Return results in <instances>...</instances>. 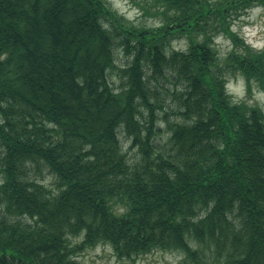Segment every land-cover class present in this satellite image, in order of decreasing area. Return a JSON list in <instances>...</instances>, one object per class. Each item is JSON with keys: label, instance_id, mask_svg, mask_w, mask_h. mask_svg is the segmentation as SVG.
<instances>
[{"label": "trees", "instance_id": "16d2710c", "mask_svg": "<svg viewBox=\"0 0 264 264\" xmlns=\"http://www.w3.org/2000/svg\"><path fill=\"white\" fill-rule=\"evenodd\" d=\"M132 1L161 24L136 26L106 0H0V264H82L98 244L130 261L161 250L179 264H264V110L250 101L264 94V46L231 28L264 0ZM183 37L185 50L169 48ZM236 76L246 96L234 101ZM149 77L182 87L168 152L154 145Z\"/></svg>", "mask_w": 264, "mask_h": 264}, {"label": "rangeland", "instance_id": "374dc122", "mask_svg": "<svg viewBox=\"0 0 264 264\" xmlns=\"http://www.w3.org/2000/svg\"><path fill=\"white\" fill-rule=\"evenodd\" d=\"M117 13L123 15L131 23L139 27L156 28L161 24V18L145 13L144 9L153 11L155 7L150 3L139 2V5L132 0H106ZM144 8V9H143ZM231 28L239 36L243 37L252 47L260 49L264 46V8L262 6H254L247 10V12L236 19ZM188 41L186 38L173 39L170 42V49L185 50ZM215 45L220 57L231 49V41L224 35L219 33L215 38ZM130 57L126 56L123 50L115 51L116 66L123 68L129 62ZM147 70V74H149ZM110 80L116 89H120L122 85V78L118 68L113 69ZM149 85L156 90V96L162 108L156 110L158 120L156 122V133L154 134L155 148L160 152H168L170 149L169 136L171 134L170 125L180 120V115L177 113L179 106V92L182 87L174 82V79L169 77L167 79L149 77ZM226 89L232 96L234 101L245 98V83L239 77H231ZM250 101L259 105L264 110V94L254 88ZM144 117H147V111L143 109ZM144 118V119H145ZM143 122V120H142ZM119 139L122 143V150L126 154L129 161H137L141 152L138 146L130 147V140L126 139L122 131L119 133ZM38 178L42 180L45 185L51 186L53 183V176L46 169L42 168L38 174ZM1 182V176H0ZM79 239H74L75 243H79ZM77 259L82 264H179L183 255L177 251H161L154 250L149 253L138 255L134 260L120 259L116 257L113 249L108 244H98L94 248H87L81 250L77 254Z\"/></svg>", "mask_w": 264, "mask_h": 264}]
</instances>
